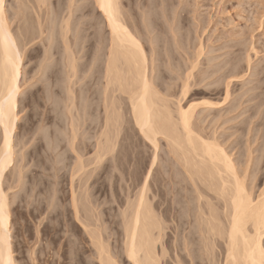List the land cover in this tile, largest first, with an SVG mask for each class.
<instances>
[{"label":"rangeland","instance_id":"obj_1","mask_svg":"<svg viewBox=\"0 0 264 264\" xmlns=\"http://www.w3.org/2000/svg\"><path fill=\"white\" fill-rule=\"evenodd\" d=\"M35 1L5 0L6 17L12 32L17 34L21 29L25 34L23 40L21 37L19 40L23 47V66L17 110L19 120L15 130L16 135L14 134V163L6 173L4 181L9 204L12 258L15 264H99L94 244V238L99 237L115 264H129L122 251V212L126 209L127 199L137 190L133 187L132 180H135L143 164L142 167L148 165L153 150L149 145L144 144L131 122L130 125L124 123L130 119L127 111H120L123 128L116 137L114 153L108 155L107 162L105 161L106 171L93 163L94 137L92 140L87 139L88 131L85 126L88 114L92 113L94 120L89 133L96 136L101 127L100 119L103 116L104 103L102 61L109 41L108 30L94 0H71L72 16L68 20L71 30L67 40L72 46H69V42L68 46L72 48L74 46V51L78 50V46L83 48V50L80 48L82 51L79 55H83L82 53L84 55L77 61L83 63L85 68L83 70V67L79 68L81 74L77 70L74 76L69 75V77L66 70L64 71L68 64L65 60L67 53L59 31L60 17L66 18L61 15L65 16L69 11V0H47L46 6L41 7L38 12L35 10ZM117 1L121 5L122 13L126 15L124 17L128 19L127 24L129 23L131 29L135 27L137 30L134 31L140 36V41L143 40L141 43L146 55L149 56L151 52L149 42L146 40L149 35L150 38L153 36L156 39L154 42L160 47V49L157 45L153 47L156 48L154 52L160 50L158 54L162 53L161 58L157 54L158 60L156 54V58L154 57L156 60L154 66L157 67L155 66L156 69L152 73L155 86L152 85L155 91L163 93L164 95H161L168 98L172 109L176 101L175 85L180 83L176 75L188 74L187 70L192 62L195 63L197 56L198 65L192 71L195 77L190 80L194 82L203 77L207 80L204 79V82L197 85L196 89L200 88L201 92L195 94L196 96L193 95L192 101L198 104L201 101H209L214 103L215 108L208 110L202 107L195 111L193 122L196 128H200L199 131L202 133L204 130L206 135L214 133L217 138L214 135L212 137L217 139L216 141L227 153L232 154L231 158L238 163V166H244L249 157V162L250 158L252 159L250 167L259 162V168L262 167L264 170V151L262 153L260 151L264 150V0ZM37 26L42 27L40 35V28ZM169 27L180 28L181 41H178L179 36L176 37L179 43L168 37L171 32L173 33L169 31L171 30ZM35 28L36 32H34ZM150 28L154 30L146 35L147 37L143 35L142 30L146 32ZM179 28L176 31L179 32ZM79 29L80 32L77 31ZM33 34L35 35L32 36ZM172 42L179 48L175 47L176 54ZM46 51H49L52 57L48 62H45L44 57ZM171 56L174 58L172 59ZM168 57L169 65L166 61ZM236 63L238 67H235ZM185 65L189 67L185 68ZM232 66L236 68L233 67L234 72L228 71ZM226 70L227 74L236 73L237 77L235 75L234 78V74L232 76L229 74L231 79L227 76ZM167 72L172 74H169L171 77H168ZM224 74L228 80H224ZM225 81L230 82L228 92L231 96L221 104ZM203 86H206L205 89ZM67 87H71L70 90L73 91L71 96L68 95L69 97L65 95ZM193 87L191 90L195 89L196 85ZM167 90H175L172 97L168 96L170 93ZM66 98L69 100L66 101ZM66 105H69L70 111L65 110ZM121 105L119 106L121 109L127 108L123 106L124 104ZM71 123L76 127L77 135L73 145L75 149L71 148L68 142L71 140L68 138L71 135ZM206 135L204 137H207ZM165 146L164 139L159 138L157 150V164H159L155 167L156 173L153 172L155 178L151 179L148 192L155 211H160L161 227L165 232L161 243L159 242L156 247L157 253H160L159 262L160 264H206L203 260L204 252L200 251L202 242L198 234V220L193 217L195 215L193 204L186 203V197L188 198L191 192L181 191L180 187L176 190L173 185L174 189H172V186L167 184L169 179L178 182L184 180L185 176L182 173L179 176L177 171L180 167L176 165L175 169V164L169 159V155L170 157L173 155ZM76 152L81 155L78 156ZM115 155H117L116 160H114ZM75 156L82 158L84 168L81 172H76ZM260 174L262 175L260 172L257 177ZM160 175L163 176L162 179ZM250 175L251 173L247 182L248 189L251 188ZM258 181L254 182L253 191L250 190L253 197L259 192L258 187L260 189L264 187V181L262 180L263 184ZM165 190L172 193L167 194ZM207 193L213 195L211 192ZM72 194H75L77 199L76 215L71 207ZM193 195L192 197L196 198V194ZM184 200H186L185 204ZM210 203L217 204L214 199ZM164 207L175 210L181 208L183 213L179 216L180 220L161 217L160 208ZM216 209V212H219V216L216 213L217 218L222 219L221 209L218 207ZM218 242L213 249V252L218 254L214 253L216 259L221 258L219 252L222 241ZM184 244H187L186 249ZM161 246L166 250L162 256Z\"/></svg>","mask_w":264,"mask_h":264},{"label":"bare ground","instance_id":"obj_2","mask_svg":"<svg viewBox=\"0 0 264 264\" xmlns=\"http://www.w3.org/2000/svg\"><path fill=\"white\" fill-rule=\"evenodd\" d=\"M34 3L36 5L35 10L37 11L41 9V7L45 5V3H47V0H36ZM94 3L104 19L109 34V41L108 44H106L107 48L105 47L106 52H104L105 58L102 61L104 63V68H102L103 73L99 68V71L103 74L102 79L104 80L102 90L104 94V99L102 98V100L104 101L102 105L103 116L100 119L101 127L96 136H93V134L91 135L89 133V131L91 132V125L94 120L92 118V113L88 114V121L85 126V129L88 131L87 139L92 140V138L94 137L93 139L95 143L92 144L94 151L93 163L96 166H100L103 171H106L107 166L105 163L107 162V156L114 153L116 148V137L118 136L121 128H123V121H120V119H122L120 111H127L130 119H128L129 121L126 120L124 123L126 125H130L129 123L131 122V125H133V128L137 132L138 136H140L141 140H143L144 144L149 145L153 150V155L148 165H145L146 167H142L144 165L143 164L141 166V170H138L135 180H132V185L137 190L131 198L127 199L125 203L126 209L124 211L122 210V251L126 260L129 262V264H160V253H157L156 247L157 244L162 240V237H164L165 232L161 227V219L159 213L160 211H155L154 206H152L151 204L153 200L148 196V192L151 185L150 183L152 181L151 179L155 178L153 174H155L157 171H155V167H157V165L159 164H157L158 141L159 138H162L164 139V142L168 147L167 149H169V153L173 155L171 157L169 155L170 161L175 164V169L176 165L177 167L179 166L180 170L178 169L179 171L177 172H179V174L182 173V175L185 176L183 177V179L185 178L184 180H180L178 182L169 179L167 180V184L175 186L176 190L178 187H180L179 189H181V191L186 190L190 191L193 194H196V198H194L192 197L193 194L189 192V195L186 192L189 196L188 198L185 196L187 201L184 200V204L185 201L187 204L190 202L193 204V206L191 205L193 207V213L195 214L193 217L198 220L197 224L199 223V226L197 225L199 230L198 234L199 239L202 242V249L200 251L204 252V259L203 257L201 258L205 261L206 264H261V261L264 260V257L261 256V250L264 249V187L261 189L260 187H258L259 189L257 188L259 192L257 191L258 193L257 195L255 194V197L252 196L250 190H252V187H255V181L259 180L261 181V183L262 180L264 181V170H262V167L259 168V162L255 163L254 166L251 165V167L253 166V169L250 170L251 167L249 164L252 163V159L250 158V163L249 157H247L248 160L246 158L247 162H245L246 164L244 163V166H238V163H235L231 158L232 154L230 155L229 153H227L223 146H221L219 142L216 141L217 137L214 135V133H209L208 135L211 134L210 137L206 135L203 130L204 136H207L204 137L202 135L203 133L199 131L200 128H196L195 123L193 122V119L195 118L194 116L196 115L195 111L198 108L202 107L204 109L207 108L208 110L215 108L213 107L214 103H211L209 101H201V103L199 104L192 101V96L201 92L200 88L196 89L197 85H199L201 82H204V79H206V77H203V79L200 78L201 80H195L196 82H191L190 80L191 78L193 79L195 77L194 74H192V71L195 69L196 65H198V57L196 56L197 60L194 58L196 61L195 63L192 62V65H190L191 63L186 62L190 65V67L188 65H185V68L189 67L188 70L185 69L189 71L188 74L186 73L184 76L182 73V75H176V79L179 80L180 83L178 85H175L177 87V91L175 94L176 101L175 103H173V107L175 106V108L173 109L172 107L171 109L170 104L168 103L170 102L168 101V98L162 96L161 94L163 93L160 94L158 93V91H155V88H153L154 82L152 80L154 78L152 76V73L156 69V65L154 66V64L159 58L158 55L161 58L162 54H158L159 52H161L158 49L157 52L155 51L156 53L154 52V49L156 50V48L153 47L157 45L156 42H154V40L156 39H154L153 36H151L150 38L149 35L154 29L151 30L150 28L151 31L147 29L148 31H144L145 33L142 30L143 35H149V38L146 36L148 38H146V40L150 43H148V45L151 52L149 56H147L146 51L142 47L143 43L141 42L143 40L140 41V36H138V33L134 31V29H137L134 26H132L134 28L131 29L129 23L127 24L128 19L125 18L126 15L122 13L123 11L120 8V3L117 0H94ZM72 4L73 2L69 0V11H67L68 14H66L67 16L61 15L63 16V18H66L62 19V17H60L61 20L59 22V31L61 32L60 38L62 36L64 41V50L67 53L65 60L68 64H64L66 65L64 71L66 70V74L68 76H74L77 70L79 71V68H82L84 66L83 63H78L77 61L81 58V56L84 55V53H82L83 55L81 56L79 55L83 48L75 46V48L77 47L78 50L76 49L77 51H74V46L73 48L69 47L72 43L70 44V42L67 40V35L71 30L68 20H70L72 16V10H70ZM5 10V0H3V6L2 9H0V21H2V31H0V209H2V211H0V264H15L14 259L11 255V238L9 230L10 222L8 215L9 204L6 190L4 188V181L6 178V173H8L14 163V134L19 120L17 110L19 96L21 94L20 80L21 69L23 66V47L21 46L19 40L20 37H24L25 34L21 32V29H19L20 32H17V34L16 32L15 34L12 32L10 23L8 22V19L6 17ZM37 27L40 28V26ZM41 28L39 29V35L42 34ZM172 28L169 27V29H171L169 31H173V33L171 32V37H168L173 39L175 43H179L178 41H181L180 38L182 37L181 35H179L181 33V30L179 27H174L173 29ZM178 28L180 30L179 32L176 31V29ZM34 30V32H36V28ZM77 31L80 32V29ZM34 35L35 34H33L32 36ZM144 37L142 38L145 39ZM176 37H178V41L176 40ZM174 42H172L173 44L171 43V45L174 46L173 51L176 54L175 50L178 47L174 45ZM180 44H178L179 47ZM63 53L61 52V54ZM155 54L157 57L156 60L154 59ZM78 55L80 57H78ZM44 57L45 62L50 61V52L46 51ZM172 57L174 58V56H171V58ZM167 59L168 60H165L169 65L170 59L169 57ZM236 64L235 67H238V64ZM233 67L234 66H232L230 70L228 69V71H233ZM235 67L234 69H236ZM84 68L85 67H83L82 70ZM237 70L239 71L240 69L237 68ZM80 72L81 69L79 73ZM225 72L227 74V70ZM231 73L232 72L228 73L227 76H229V74L230 76L234 74L233 77L235 75L237 77L236 73ZM167 74L169 75L170 73L167 72ZM170 75L168 77H171ZM211 76L212 75H210V77ZM225 77L224 80H228V77ZM228 83L224 84V98L223 101L220 102L221 104L222 102H226L225 100L229 98V96H231V93L228 92ZM195 85V89L191 90V87ZM205 87L203 86L204 89ZM70 88L71 87H67L65 95L67 94V96H71L72 89L70 90ZM167 89L169 90V88ZM168 90L167 92L170 93L168 96L172 97V93L174 94L175 90ZM67 98L66 101L69 100ZM183 101L184 103L182 104ZM121 104H124L123 106H126L127 108H125V110H123V108L121 109L119 107L122 106ZM68 108L69 105H66L65 110L67 109L68 111H70ZM201 121L203 123V120ZM70 134L71 137L69 136L68 138H71V140L68 142H70L71 148H73L75 135H77L76 127L73 123L70 124ZM212 135H214L216 138H213L214 136L212 137ZM73 151L75 152L76 150ZM260 151L262 153V151L264 150ZM251 153L252 151L249 154L250 156ZM116 156L117 155H115L114 160H116ZM76 159V172H81L84 168L81 161L82 158L76 157ZM172 167L174 168V165H172ZM154 171L155 173H153ZM173 172L175 174V170ZM260 172L262 173V175L260 174V176L258 175L257 177V174H259ZM250 173L251 188L248 189L247 182L249 181L248 179L250 178ZM179 176H181V174ZM160 177L162 179L163 176L160 175ZM164 182H166L165 179ZM173 186L172 189H174ZM262 186L263 185H261V187ZM71 192L74 193L73 191ZM207 192H211L213 193V195H210V193ZM166 193L170 194L172 193V191H166ZM74 195L75 194L71 195V207L73 208L74 214L76 215L78 212V208L77 199ZM159 197L161 199L162 196L160 195ZM213 199L216 200L217 204L213 205L212 203H210L211 200L213 201ZM178 204L179 203H177V205ZM217 207L221 209L220 214L222 213L223 215L222 219H219V217L217 218V215L219 216V212H216ZM160 210L162 214L161 217L167 216L170 219L178 218L180 220L179 216L181 213H183L181 208L175 210L173 208L164 207L162 209L160 208ZM216 213L218 214L216 215ZM83 226L85 227V225ZM94 239L99 264H115L110 255V252H108L106 246H104L100 238L97 237ZM219 240L222 241V247L219 252L221 258H219V255V259H216V255L214 254L216 252H213V249L215 247L214 245L216 243H219ZM186 245L187 244L183 245L184 249L187 248ZM164 250V247H162L161 256L165 253L166 250Z\"/></svg>","mask_w":264,"mask_h":264},{"label":"snow or ice","instance_id":"obj_3","mask_svg":"<svg viewBox=\"0 0 264 264\" xmlns=\"http://www.w3.org/2000/svg\"><path fill=\"white\" fill-rule=\"evenodd\" d=\"M2 6L3 0H0V9H2ZM0 31H2V21H0ZM0 211H2V209H0ZM261 256L264 257V249L261 250ZM261 264H264V260L261 261Z\"/></svg>","mask_w":264,"mask_h":264}]
</instances>
